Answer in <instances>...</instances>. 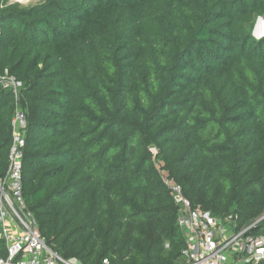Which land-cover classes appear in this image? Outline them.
<instances>
[{
	"label": "trees",
	"instance_id": "trees-1",
	"mask_svg": "<svg viewBox=\"0 0 264 264\" xmlns=\"http://www.w3.org/2000/svg\"><path fill=\"white\" fill-rule=\"evenodd\" d=\"M259 16L264 0H0V71L22 82L17 101L0 84V178L19 106L23 194L50 248L183 264L163 172L239 227L264 214Z\"/></svg>",
	"mask_w": 264,
	"mask_h": 264
},
{
	"label": "built area",
	"instance_id": "built-area-1",
	"mask_svg": "<svg viewBox=\"0 0 264 264\" xmlns=\"http://www.w3.org/2000/svg\"><path fill=\"white\" fill-rule=\"evenodd\" d=\"M0 84L19 99L22 82L6 69ZM26 118L17 106L12 119V142L5 177L0 178V239L5 255L0 264H83L65 258L50 248L42 237L23 194L22 158L26 139ZM163 180L178 206L177 223L185 238L183 264H264V233H252L264 214L239 227L234 215L214 216L192 206L182 186L166 172ZM103 264H109L108 259Z\"/></svg>",
	"mask_w": 264,
	"mask_h": 264
},
{
	"label": "rangeland",
	"instance_id": "rangeland-1",
	"mask_svg": "<svg viewBox=\"0 0 264 264\" xmlns=\"http://www.w3.org/2000/svg\"><path fill=\"white\" fill-rule=\"evenodd\" d=\"M40 1L41 0H8V2L10 4L19 3V4L23 5V6L35 4V3L40 2ZM259 17H260L259 19L258 18L256 19V22H255V25H254V28H253V35L256 38H258V36H260V35L261 36L264 35V16H259ZM260 30H262V32L259 33V34H256V32H259Z\"/></svg>",
	"mask_w": 264,
	"mask_h": 264
},
{
	"label": "bare ground",
	"instance_id": "bare-ground-1",
	"mask_svg": "<svg viewBox=\"0 0 264 264\" xmlns=\"http://www.w3.org/2000/svg\"><path fill=\"white\" fill-rule=\"evenodd\" d=\"M262 32V30H260L259 32H256V34H259V33H261ZM258 36V35H257ZM261 36V35H260Z\"/></svg>",
	"mask_w": 264,
	"mask_h": 264
},
{
	"label": "water",
	"instance_id": "water-1",
	"mask_svg": "<svg viewBox=\"0 0 264 264\" xmlns=\"http://www.w3.org/2000/svg\"><path fill=\"white\" fill-rule=\"evenodd\" d=\"M260 17H258V19H259ZM264 36V35H263ZM262 36H258V38H261Z\"/></svg>",
	"mask_w": 264,
	"mask_h": 264
}]
</instances>
